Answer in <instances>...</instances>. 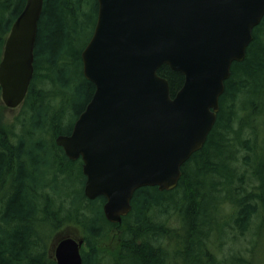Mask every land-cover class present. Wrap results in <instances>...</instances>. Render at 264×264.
Segmentation results:
<instances>
[{
    "label": "trees",
    "instance_id": "trees-1",
    "mask_svg": "<svg viewBox=\"0 0 264 264\" xmlns=\"http://www.w3.org/2000/svg\"><path fill=\"white\" fill-rule=\"evenodd\" d=\"M24 4L0 0V57ZM96 15V0H43L20 112L10 120L0 105V264H56L51 239L69 227L83 238V264H264V15L177 185L136 188L120 223L104 217V196L84 195L81 159L55 143L94 91L81 51ZM157 72L173 96L183 74L167 64Z\"/></svg>",
    "mask_w": 264,
    "mask_h": 264
},
{
    "label": "water",
    "instance_id": "water-1",
    "mask_svg": "<svg viewBox=\"0 0 264 264\" xmlns=\"http://www.w3.org/2000/svg\"><path fill=\"white\" fill-rule=\"evenodd\" d=\"M92 34L81 51L82 73L94 91L68 134L55 143L82 161L84 195L104 196L103 215L120 223L140 186L174 188L181 166L200 149L219 110L231 64L244 58L264 0H96ZM43 0H25L5 38L0 96L22 103L33 76ZM167 64L183 74L173 96ZM56 264H83V238L55 234Z\"/></svg>",
    "mask_w": 264,
    "mask_h": 264
},
{
    "label": "rangeland",
    "instance_id": "rangeland-1",
    "mask_svg": "<svg viewBox=\"0 0 264 264\" xmlns=\"http://www.w3.org/2000/svg\"><path fill=\"white\" fill-rule=\"evenodd\" d=\"M86 36H84V38H85ZM83 38V39H84ZM0 105H2V106H4L5 108L4 109H1V111L3 112V114H4V116H6L8 119H14V117L15 116H17L18 115V113L20 112V106H18V107H16V108H9V107H6L5 106V104L2 102V100H1V96H0ZM71 119H72V115H71V117H70ZM69 118V119H70ZM69 228H71V227H69ZM72 229H74L76 232H78V234H79V230L77 229V228H72ZM115 231V230H114ZM104 245H105V247H110V246H112V240L111 239H109L107 242H104L103 243Z\"/></svg>",
    "mask_w": 264,
    "mask_h": 264
},
{
    "label": "flooded vegetation",
    "instance_id": "flooded-vegetation-1",
    "mask_svg": "<svg viewBox=\"0 0 264 264\" xmlns=\"http://www.w3.org/2000/svg\"><path fill=\"white\" fill-rule=\"evenodd\" d=\"M56 239V238H55Z\"/></svg>",
    "mask_w": 264,
    "mask_h": 264
}]
</instances>
